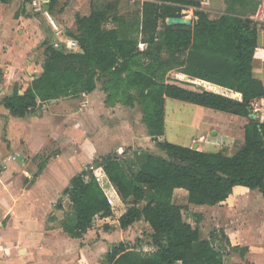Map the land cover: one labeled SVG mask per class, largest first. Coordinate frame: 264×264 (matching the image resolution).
Instances as JSON below:
<instances>
[{"label": "trees", "instance_id": "1", "mask_svg": "<svg viewBox=\"0 0 264 264\" xmlns=\"http://www.w3.org/2000/svg\"><path fill=\"white\" fill-rule=\"evenodd\" d=\"M261 3L231 0L229 11L211 17L202 0H142L141 15L132 22L118 12L114 0H91L90 12H77L76 29L67 32L82 50L61 52L45 42L43 73L25 92L14 87L1 95L0 102L13 115L25 116L44 101L88 94L102 80L110 105H140L142 122L165 152H108L96 166L75 174L65 189L72 211L61 221L71 236H84L97 216H110L115 206L134 198L119 223L127 228L144 219L151 225L156 249L146 264H225L214 235L202 237L200 227L184 218L174 195L183 189L189 203L217 204L243 185L259 189L264 197V120L251 115L253 102L264 97V82L252 71L258 26L251 15ZM187 8L193 9L192 24L167 23ZM167 97L248 117L243 145L226 154L160 139ZM129 154L134 161L127 167ZM219 233L231 245L226 233ZM101 264L141 263L121 241L112 244Z\"/></svg>", "mask_w": 264, "mask_h": 264}, {"label": "crops", "instance_id": "2", "mask_svg": "<svg viewBox=\"0 0 264 264\" xmlns=\"http://www.w3.org/2000/svg\"><path fill=\"white\" fill-rule=\"evenodd\" d=\"M58 1L51 6V0L48 10L56 12L59 18L61 14L55 9ZM202 3L210 15L229 11L226 0H202ZM217 4L219 9L215 8ZM32 7L31 0H0V99L4 92H11L14 87L20 93L25 92L43 73L45 42L64 41L70 37L61 30L57 34L50 20L41 11L35 10L37 15L32 13ZM234 7L241 8L238 3ZM252 71L264 82L263 30H258ZM98 85L88 94L44 101L25 116L13 115L0 102V136L3 135L0 137V264H101L114 243L108 236L110 231L97 240L90 227L84 236L73 237L61 223L65 210L59 198L67 196L70 200L65 189L71 178L96 162L102 154L100 151L112 145L113 131L108 128L101 130L97 126L98 132L93 138L87 134L81 139L78 135L83 127L89 129L93 123L97 125L98 119L92 112L100 109L97 100L101 97L105 100L106 94ZM255 101L260 102L264 111V97ZM119 105L109 107L108 124L119 121L121 116L118 115L123 110ZM252 105L254 107L255 102ZM77 106L84 114L76 110ZM64 116L70 120L64 122ZM128 122L127 118L123 121L126 130ZM216 122L207 120L204 125L199 123V127L206 128ZM118 140L123 142L127 137L124 135ZM53 142L59 149L56 156L46 166L40 164L39 172L34 173L36 179L26 182L30 156L39 155ZM243 143L244 136L241 145L230 154ZM49 149L52 148L49 146ZM259 192L257 188L236 185L224 201L203 206L217 212L218 225L228 236L231 246L241 250L242 255L235 262L238 264H264V197ZM70 204L72 207L71 200ZM120 205L115 206L112 215L97 216L94 221L111 222ZM125 211L116 216L117 222ZM132 225L121 229L128 230Z\"/></svg>", "mask_w": 264, "mask_h": 264}, {"label": "rangeland", "instance_id": "3", "mask_svg": "<svg viewBox=\"0 0 264 264\" xmlns=\"http://www.w3.org/2000/svg\"><path fill=\"white\" fill-rule=\"evenodd\" d=\"M114 1L118 4V12L125 15L130 21L134 22L140 17L142 10V0ZM230 1L231 0H226L227 5H229ZM90 6L91 0H59L55 5V9L61 14L59 17L60 19L56 16V12H52L51 14L54 17L58 28L62 32L74 31L76 29V13H89L91 8ZM215 8L219 9V4H217ZM236 9L238 11H242V8L237 7ZM31 11L32 13L36 14V11L33 9V7ZM182 13V15L185 17L190 16L191 18L195 19L192 8L184 9ZM219 15L220 13L218 12H212L211 17H217ZM108 26H113V23L110 22ZM63 47L66 48L65 44L63 45ZM66 50L68 49L66 48ZM174 75L179 78L188 77L185 74L176 72H174ZM196 81L201 83V81L199 80ZM98 84L100 89L104 91L102 80L98 81ZM191 87L196 88V86L193 85ZM102 100H104L102 97L97 100V103L101 105L100 109H97L95 111L93 109L94 112H92V114L97 115H94L96 120L98 119L97 125L93 123V125L90 126L89 129L83 127L80 132H78V135L81 137V139H83L85 136H87V134H89L90 137L93 138L94 135H96L98 132V129H96L97 126H100L101 130L103 128H108L113 131L112 145L110 144L106 146L105 149L100 151L102 152V154L99 155L100 158L96 160L97 162L101 160V156L107 154L108 152H119L123 150H127L128 153H131L133 150L141 149L148 150L152 153L165 154V152L161 148H159L152 140L147 127H144L142 123V110L138 103L134 106H128L125 104L122 105L123 103L121 102H117L116 104H114H120L119 106H121L123 110H121L120 114L118 115L119 117L121 116L119 121L117 119V121L115 120V124L110 125L107 122L108 119L106 118V116L107 114H109V107L112 105H110L107 101V93L105 94L104 102ZM254 102V115L252 116L254 118L264 120V111L261 109L262 105L259 104V101ZM124 108H126L127 111ZM76 110L78 112L80 111L81 114H84L78 106ZM165 115L168 121L167 123L165 122L164 134L160 136V139L173 141L175 143L188 145L191 147H193L194 144L197 143V149L206 151L221 150L226 154H230L241 145V138L242 136H244L243 124H246L249 121L248 117H245L244 119L243 116L236 115L233 111H222L213 107L200 105L174 97H167ZM125 118H127V121L131 122L126 123L127 130L125 129L123 124ZM69 120L70 118H66L64 116V122H67ZM92 120H94L93 117ZM204 120L205 122H207V120H217V122L215 123L216 125L210 124L206 128H200L199 123L204 125ZM124 135H126L127 137L126 141L121 142V140H118V138L122 139ZM2 136L3 135H1L0 137L2 138ZM101 139L104 140V137L102 135ZM49 146L52 149H49ZM58 150L59 149L57 148V145L55 144V142H53V144H49L48 147H46L41 153H39V155L30 156V159L28 160V169L31 177H27L25 181H31V179L33 178L36 179L34 173L39 172L40 164H44V166H46L52 160V157L56 156ZM129 155L130 157L127 156L126 161L127 167L130 166V163L134 161L131 154ZM96 165V162H91V164L87 166L93 167ZM132 167L135 168L136 166L132 164ZM181 190H176L177 192L174 195V200L175 202L183 206L184 218L187 221L191 222L194 226L200 227L202 237L210 238L212 234L214 235L213 240L215 242V245L224 253L225 264L235 263L237 259L242 255L241 250L229 245L226 241L225 236L219 233V231L223 230V228L218 225L217 212H215L211 208L203 207L212 205L194 203L192 205L187 201V191L185 190V192L183 191V189ZM259 194L261 193L259 192ZM59 199L61 202H63L62 204L65 210L64 215H66L68 210H72L70 200L67 196H61V198ZM134 201V198H131L126 203L121 204L117 208V212L114 213L115 216L111 219V222H100L96 220L93 222L90 229H92L94 234L96 233L95 236L97 240L101 238L102 234L104 236H107L105 232L110 231L108 236L110 237L111 241H113L114 243L126 241L128 243L129 249L131 248V252L139 260V262L141 264H146L153 260V253L156 249V245L154 244L152 238L153 229L151 225L142 219L134 222L130 229L122 230L119 222H117L116 217L122 211L126 210L130 205L134 204ZM146 201L147 199L140 201L139 205L143 206ZM257 218H259L258 214ZM176 264H180V262Z\"/></svg>", "mask_w": 264, "mask_h": 264}, {"label": "built area", "instance_id": "4", "mask_svg": "<svg viewBox=\"0 0 264 264\" xmlns=\"http://www.w3.org/2000/svg\"><path fill=\"white\" fill-rule=\"evenodd\" d=\"M50 2L51 0H31L34 10L41 11L50 20L51 24L57 31V34H59L60 29L58 28V25L56 24L49 10L45 8V5L50 4ZM253 20L258 26V30L264 31V0H262V4L259 9V12L255 17H253ZM59 42H61L62 45L65 44L68 51H81L82 50L81 45L78 42V40L73 37H67L64 41H59V40L55 41L56 47H58ZM27 176L31 177V174L27 173Z\"/></svg>", "mask_w": 264, "mask_h": 264}, {"label": "water", "instance_id": "5", "mask_svg": "<svg viewBox=\"0 0 264 264\" xmlns=\"http://www.w3.org/2000/svg\"><path fill=\"white\" fill-rule=\"evenodd\" d=\"M45 8L46 9H49V4L45 5ZM193 20L192 18L189 16V17H185V16H170L167 18V23L168 24H192ZM54 46L55 45V42L52 43ZM58 49L61 51V52H64V47L62 45L61 42H59V45H58ZM251 115H254L253 113ZM198 144L195 143L193 148H197Z\"/></svg>", "mask_w": 264, "mask_h": 264}]
</instances>
